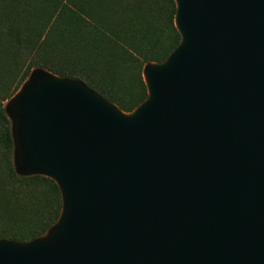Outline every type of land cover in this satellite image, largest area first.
I'll return each instance as SVG.
<instances>
[{"label": "water", "instance_id": "1", "mask_svg": "<svg viewBox=\"0 0 264 264\" xmlns=\"http://www.w3.org/2000/svg\"><path fill=\"white\" fill-rule=\"evenodd\" d=\"M174 1L180 43L133 112L44 70L17 97L21 175L62 213L0 264H264V0Z\"/></svg>", "mask_w": 264, "mask_h": 264}, {"label": "trees", "instance_id": "2", "mask_svg": "<svg viewBox=\"0 0 264 264\" xmlns=\"http://www.w3.org/2000/svg\"><path fill=\"white\" fill-rule=\"evenodd\" d=\"M175 14L174 0H0V240L41 238L62 213L53 179L16 173L3 103L44 70L133 112L148 97L144 67L180 43Z\"/></svg>", "mask_w": 264, "mask_h": 264}, {"label": "rangeland", "instance_id": "3", "mask_svg": "<svg viewBox=\"0 0 264 264\" xmlns=\"http://www.w3.org/2000/svg\"><path fill=\"white\" fill-rule=\"evenodd\" d=\"M41 71L34 70L31 72L27 80L22 84L18 92L9 100L3 103L5 115L9 121L11 136L14 142L13 148V164L17 174H25L24 171V157L22 153L21 140L19 135V128L23 121L22 116L19 114L16 100L19 94H21L26 88L31 87L35 84L37 78L40 76Z\"/></svg>", "mask_w": 264, "mask_h": 264}]
</instances>
